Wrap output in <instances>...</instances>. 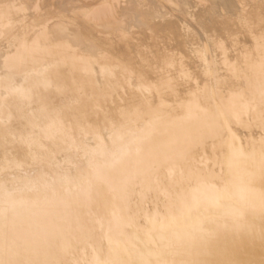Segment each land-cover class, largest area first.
I'll return each mask as SVG.
<instances>
[{
  "label": "bare ground",
  "instance_id": "1",
  "mask_svg": "<svg viewBox=\"0 0 264 264\" xmlns=\"http://www.w3.org/2000/svg\"><path fill=\"white\" fill-rule=\"evenodd\" d=\"M103 3L0 0V264H264V0Z\"/></svg>",
  "mask_w": 264,
  "mask_h": 264
},
{
  "label": "rangeland",
  "instance_id": "2",
  "mask_svg": "<svg viewBox=\"0 0 264 264\" xmlns=\"http://www.w3.org/2000/svg\"><path fill=\"white\" fill-rule=\"evenodd\" d=\"M100 2H101V0H87V1L82 0V2H81V0H78L79 5L85 3V4H83V5H85L84 8L91 10V12L89 11V13H88L90 19L94 18L93 19L94 21L96 20V22H98V21L100 22L104 19L107 20V18H110V19L114 18L116 15L115 6L113 4L108 5L106 3L105 4L103 3L104 5L103 4L101 5ZM97 6H98V8H97ZM93 9H96L97 11L93 10Z\"/></svg>",
  "mask_w": 264,
  "mask_h": 264
}]
</instances>
